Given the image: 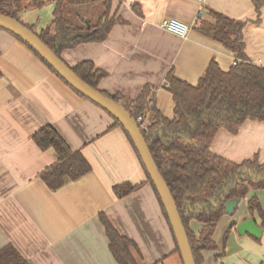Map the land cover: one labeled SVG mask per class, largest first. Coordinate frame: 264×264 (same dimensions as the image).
<instances>
[{"label":"crops","instance_id":"crops-1","mask_svg":"<svg viewBox=\"0 0 264 264\" xmlns=\"http://www.w3.org/2000/svg\"><path fill=\"white\" fill-rule=\"evenodd\" d=\"M210 10L245 22L246 54L264 66V5L258 11L254 0H113L112 14L123 21L104 41L66 49L62 58L70 66L92 60L107 72L99 88L111 95L136 99L150 85L156 107L171 119L176 106L167 86L171 70L197 84L212 60L225 71L238 60L233 51L199 32ZM165 18L187 23L188 36L164 29ZM152 118L149 113L146 122ZM48 124L92 165L89 174L57 191L48 188L40 173L58 154L53 148L41 150L32 139ZM212 150L234 162L255 156L264 162V121L247 120L236 132L221 128ZM123 182L144 185L118 198L113 187ZM254 196L264 208V189L251 190L234 214L225 213L213 235L217 247L203 251V264H264V228L260 239L237 229L252 217L248 202ZM100 212L136 241L143 253L140 264H158L164 258L175 264L169 263L176 248L172 231L124 129L0 29V248L14 245L30 264H118ZM254 218L261 226L262 217ZM190 225L197 234L203 226L195 219Z\"/></svg>","mask_w":264,"mask_h":264},{"label":"trees","instance_id":"trees-1","mask_svg":"<svg viewBox=\"0 0 264 264\" xmlns=\"http://www.w3.org/2000/svg\"><path fill=\"white\" fill-rule=\"evenodd\" d=\"M23 1L0 0V13L20 21ZM89 1L101 2L103 6L104 10L97 23L93 24L82 14H77V21L68 16V5L86 4ZM29 2L31 7H40L46 2L55 5L51 24L39 33L32 26L25 25L60 58L66 49L87 42L104 41L112 27L123 21L112 14L113 0ZM254 2L258 11L264 5V0ZM244 27V21L215 10L209 11V18L198 25L199 32L233 51L238 60L227 71L216 60H212L197 84L179 78L171 70L167 75V86L176 103L174 117L171 119L156 107L150 85L136 99L121 94L111 95L99 88L100 81L107 72L98 68L92 60H83L71 66L85 82L120 103L135 120L138 116L147 117L149 113H153L148 128H141V131L176 201L196 264H203L204 250H214L217 247L213 235L217 223L226 213L225 203L231 199L242 200L251 190L264 189V162L257 156L234 162L212 150V143L221 128L236 132L237 127L247 120L264 121V66L248 58ZM9 33L30 48L52 72L69 85L34 49L15 34ZM70 87L82 98L90 100ZM115 125L124 129L116 119ZM124 131L136 149L130 135L125 129ZM32 139L41 150L53 148L58 154V160L40 173V178L51 191H57L68 182L76 181L92 171V165L82 150H74L53 125L43 126L32 135ZM136 152L138 153L137 149ZM138 156L172 231L176 248L170 256L178 255L180 264H184L165 207L139 153ZM143 185V182H123L115 185L113 191L118 198H124ZM248 212L252 217L259 214L262 217L261 227L264 228V208L257 196L249 200ZM99 219L105 227L109 248L117 263L140 264L143 253L136 241L124 235L106 213L100 212ZM193 219L203 224L198 234L191 228L190 222ZM228 232L229 230L226 236ZM159 263L167 264L165 258ZM0 264L30 262L14 245L8 244L0 248Z\"/></svg>","mask_w":264,"mask_h":264},{"label":"water","instance_id":"water-1","mask_svg":"<svg viewBox=\"0 0 264 264\" xmlns=\"http://www.w3.org/2000/svg\"><path fill=\"white\" fill-rule=\"evenodd\" d=\"M0 27L15 34L32 49H34L49 65L78 92L99 105L112 117L118 120L130 135L148 174L153 181L163 206L167 212L177 244L181 251L184 264H196L186 228L183 224L176 201L171 190L161 174L139 124L129 112L112 97L103 94L78 76L64 59L60 58L40 37L19 20L0 13ZM240 200L231 199L225 203V212L234 214ZM237 229L241 235L251 234L256 238L262 237L263 228L258 225L254 217L239 223Z\"/></svg>","mask_w":264,"mask_h":264},{"label":"rangeland","instance_id":"rangeland-1","mask_svg":"<svg viewBox=\"0 0 264 264\" xmlns=\"http://www.w3.org/2000/svg\"><path fill=\"white\" fill-rule=\"evenodd\" d=\"M30 0H24L23 10L20 13L19 19L22 23L32 26L34 30L39 33L41 29L47 27L51 24L53 20V11L55 5L52 2H46L47 5L42 6H30ZM52 3V4H50ZM103 6L101 2L97 1H89L86 4H79V5H73L70 4L67 6L66 11L68 16L72 19L77 21L76 17L77 14H82L90 19V21L95 24L97 23L100 15L103 12ZM243 206V203L240 204L239 208L241 209ZM169 263H175L180 264V260L178 258V255L172 256L169 259Z\"/></svg>","mask_w":264,"mask_h":264},{"label":"built area","instance_id":"built-area-1","mask_svg":"<svg viewBox=\"0 0 264 264\" xmlns=\"http://www.w3.org/2000/svg\"><path fill=\"white\" fill-rule=\"evenodd\" d=\"M195 1L204 2L205 0H195ZM161 26L167 31L174 33L183 38H186L188 36V33L191 29V27L187 23L177 18H165L161 21ZM135 121L139 124L140 128L147 129L149 126V123L146 122V117L144 116H138L137 120Z\"/></svg>","mask_w":264,"mask_h":264}]
</instances>
